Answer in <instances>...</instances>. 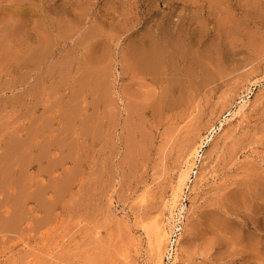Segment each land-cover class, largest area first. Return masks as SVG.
Wrapping results in <instances>:
<instances>
[{"label":"rangeland","instance_id":"rangeland-1","mask_svg":"<svg viewBox=\"0 0 264 264\" xmlns=\"http://www.w3.org/2000/svg\"><path fill=\"white\" fill-rule=\"evenodd\" d=\"M206 1L0 0V264H152L187 160L176 264H264V0ZM170 8L203 43L161 46L164 96L128 43Z\"/></svg>","mask_w":264,"mask_h":264},{"label":"bare ground","instance_id":"bare-ground-1","mask_svg":"<svg viewBox=\"0 0 264 264\" xmlns=\"http://www.w3.org/2000/svg\"><path fill=\"white\" fill-rule=\"evenodd\" d=\"M143 1V0H142ZM192 0H170V4H172V7H175V9H177V5H179V2H182V4L184 5V6H186L187 8L189 7V8H198L199 6L196 4V0L194 1H192ZM206 1V0H205ZM224 1V0H223ZM239 1V0H238ZM109 2V1H108ZM137 2V1H136ZM167 2V1H166ZM198 2H200V1H198ZM203 2V1H202ZM207 2V1H206ZM226 2V1H225ZM228 2H229V4H230V7L233 9V10H237V8H238V4H237V2H236V0H228ZM138 3V2H137ZM205 3V2H204ZM145 4V3H144ZM182 4H181V6H182ZM226 4V3H225ZM135 5H137V4H135ZM134 5V6H135ZM196 5V6H195ZM142 6H143V4H142ZM167 6H168V4H167ZM183 6V7H184ZM113 7V6H112ZM140 5H137L136 6V10H137V16L139 17L138 19L140 20V18L142 17L141 15H142V12H141V10H140ZM246 7V6H245ZM54 8V7H53ZM120 8V7H119ZM135 8V7H134ZM240 8V7H239ZM36 9H37V7H36ZM94 9V8H93ZM130 9V8H129ZM171 9V8H170ZM203 9V8H202ZM202 9H201V11H202ZM78 10V13H79V9H77ZM116 10V9H115ZM169 10V9H168ZM239 10V9H238ZM144 11H145V9H144ZM151 11H153V10H151ZM198 11V10H197ZM200 11V10H199ZM200 11V13H201V15H199V16H204V12L202 13ZM115 12V11H114ZM189 12V11H188ZM219 12V11H218ZM230 12H231V10H230ZM238 12V11H237ZM30 13V12H29ZM38 13V12H37ZM197 13V12H196ZM81 14V13H80ZM97 14V13H96ZM109 14V13H108ZM194 14V13H193ZM228 14H229V12H228ZM244 14V13H243ZM110 15H111V13H110ZM114 15V14H113ZM119 15V14H118ZM177 15V17H178V19L177 20H174V17ZM198 15V14H197ZM226 15H227V13H226ZM231 15V14H230ZM233 16H234V14H232ZM240 16V15H239ZM242 16V15H241ZM116 17V16H115ZM218 17V16H217ZM236 17V16H235ZM201 18V17H200ZM200 18H198V16H196V15H188V14H176L175 13V10L174 9H171L170 11H167V12H164V13H162V14H159V13H156L155 12V14H154V16H152L151 17V19H149L148 21H147V28H144V30L145 29H148L147 31H145L144 33H140L139 34V37H140V35L142 34V36H141V38L139 39V40H137V41H130L128 44L129 45H131V43H137L138 44V46H140L141 48H146V47H148V45L150 46V50L149 51H142V52H140L139 53V55H140V60H138L139 62H137V64H133L132 66H133V68H135V67H137V68H135V69H138L139 68V70L141 69V71L140 72H145V74H149V76L150 75H152V80H153V82L157 85V87L161 90V94L162 95H164V96H166V95H168L171 91H172V89H171V87H170V85L167 83V79H163V78H159V74H160V72H159V74L157 73V67L155 68V67H153V66H151V63H154V65H156V66H158V64L160 65V63L162 62L160 59H159V52H160V48H161V46L162 45H165V46H168L169 47V45H171V46H173V45H175V44H177L178 43V41H181V42H183L185 45H190V48H191V46H193V45H199V44H201V43H203V37H202V33H203V26L204 25H202V22H201V20H200ZM206 19V21L207 20H209V22L210 21H212V22H214V24H216L215 22H217L216 21V17H214L213 18V16H212V13H208V15L205 17ZM220 18V17H219ZM229 18V17H228ZM231 18H232V16H231ZM244 18V17H243ZM119 19H121V17L119 18ZM234 19V18H233ZM141 20H142V18H141ZM204 21V20H203ZM234 21H235V19H234ZM240 21H241V19H240ZM245 21V20H244ZM231 22V21H230ZM233 22V21H232ZM237 22V21H236ZM247 22V21H246ZM97 23V22H96ZM130 23H131V25H132V28H135V27H137V23H135V22H133V20H131L130 21ZM140 23V22H139ZM240 23V22H239ZM98 24V23H97ZM205 24V23H204ZM94 25V24H93ZM130 25V24H129ZM136 25V26H135ZM237 25V24H236ZM241 25V24H240ZM80 26V25H79ZM95 26H97V25H95ZM95 26H94V30H96V28H95ZM111 26H112V24H111ZM115 26V25H114ZM140 27V26H139ZM93 28V27H92ZM113 28V27H112ZM123 28V27H122ZM89 29H91V28H89ZM98 29V28H97ZM121 29V28H120ZM141 29V28H140ZM214 29V28H213ZM241 29V28H240ZM79 30H80V28H79ZM93 30V29H92ZM103 30H105V29H103ZM133 30V29H132ZM235 30V29H234ZM90 31V30H89ZM106 31H108L107 29H106ZM106 31H105V34H106ZM214 31H216V29L214 30ZM225 31H226V29H225ZM241 31V30H240ZM93 32H95V34H96V32L98 33L99 31H93ZM123 32V31H122ZM121 32V33H122ZM134 32H136V30H134ZM138 32L139 31H137V34H138ZM233 32V31H232ZM111 33V36L113 37V39H114V35H116L114 32V34L112 33V32H110ZM110 33H107L108 34V36H109V34ZM133 33V32H132ZM235 33V32H234ZM97 35V34H96ZM133 36V35H132ZM226 36V35H225ZM87 37V36H86ZM99 37H100V34H99ZM138 37V38H139ZM102 38V37H101ZM120 38V37H119ZM205 38V37H204ZM82 39H83V37H82ZM135 39V38H134ZM100 40V39H99ZM123 41H125V40H123ZM230 41V40H229ZM88 42V41H87ZM95 42H96V40H95ZM97 42H99V41H97ZM114 42V41H113ZM118 42H119V40H118ZM121 42V41H120ZM82 43V42H81ZM118 44V43H117ZM123 44V43H122ZM120 45H121V43H120ZM164 46V47H165ZM99 47V46H98ZM163 47V46H162ZM195 47V46H194ZM153 48V49H152ZM173 48V47H172ZM179 48V47H178ZM152 50H154V51H152ZM173 51V50H172ZM187 51H188V49H187ZM172 52H170V54H171ZM41 53H39V55H40ZM189 54V53H188ZM172 55V54H171ZM175 55V54H174ZM173 55V56H174ZM125 56V55H124ZM170 56V55H169ZM121 58H122V56H121ZM175 58V57H174ZM195 58V57H194ZM128 59H131V58H128ZM173 59V58H172ZM127 60V59H126ZM88 62V61H87ZM196 62V61H195ZM130 63H133V61H131ZM98 64V63H97ZM127 64H128V66H130L129 65V63H128V60H127ZM88 65H89V63H88ZM95 65V64H94ZM94 65H93V67H94ZM124 65V64H123ZM135 65V66H134ZM177 65V64H176ZM171 66V65H170ZM169 66V67H170ZM126 67H127V65L125 66V70H126ZM168 67V66H167ZM124 68V67H123ZM177 68V67H176ZM90 69V68H89ZM96 69V68H95ZM129 68L127 67V70H128ZM134 69V70H135ZM143 69V70H142ZM133 70V71H134ZM138 70V71H139ZM161 70V69H160ZM169 70V69H168ZM177 70H178V68H177ZM78 71V70H77ZM132 71V72H133ZM154 71H156V73L154 72ZM89 72H90V70H89ZM92 72V71H91ZM124 72H126V74L129 72H127V71H124ZM131 72V71H130ZM135 72V71H134ZM162 72V71H161ZM178 72V71H177ZM176 72V73H177ZM114 74V73H113ZM131 74H133V73H131ZM166 75H167V73H165ZM168 74H170V73H168ZM138 75V72H137V74H135L134 73V76L133 77H135L136 78V76ZM100 76V75H99ZM115 76H116V74H115ZM142 76H143V74H142ZM141 76V77H142ZM147 76V75H146ZM162 76V75H161ZM164 76V75H163ZM183 76V75H182ZM170 78H171V76H169ZM102 78V77H101ZM100 78V79H101ZM137 78H138V76H137ZM133 79V78H132ZM109 80V79H108ZM170 79H168V81H169ZM172 80V79H171ZM107 81V80H106ZM176 81V80H175ZM86 82V81H85ZM87 83V82H86ZM100 83V82H99ZM84 84V83H83ZM100 85V84H99ZM103 85V84H102ZM106 88V87H105ZM103 89H104V87H103ZM110 96V95H109ZM166 99V98H165ZM167 100V99H166ZM111 104V103H110ZM142 108V107H141ZM144 110V109H143ZM136 111V110H135ZM138 111V110H137ZM142 119V118H141ZM223 125V124H222ZM221 128H223V127H221ZM223 130V129H222ZM32 135V134H31ZM206 138V137H205ZM205 140V139H204ZM213 141V140H212ZM24 142V141H23ZM26 143H28V141H25V144ZM25 144H23V145H25ZM19 147H16V148H20V146H21V144L20 145H18ZM29 146V145H28ZM27 146V147H28ZM201 146V145H200ZM16 148H14V149H16ZM199 147H197V149L195 148L194 149V152H193V155L195 156V155H197L198 154V156H199V149H198ZM13 149V150H14ZM21 149V148H20ZM20 149H18V151H20ZM13 150H11L10 152L12 153L13 152ZM17 150V149H16ZM15 150V151H16ZM17 152V151H16ZM15 153V152H14ZM13 153V154H14ZM8 154V153H7ZM23 155V154H22ZM7 156V155H6ZM9 156V155H8ZM14 156H15V154H14ZM193 156V157H194ZM11 157V156H10ZM195 157H197V156H195ZM192 158V157H191ZM193 163V162H192ZM192 163L190 162V160H187V162H186V165H185V167L181 170V172H180V176H179V180H178V182H177V184H176V186L174 187V191H173V194H172V199L167 203V208L171 211L175 206H176V203L178 202V200L179 199H177L178 198V196H179V194H180V192L181 191H183V187H184V185H186V181L190 178V174H191V169H189V168H191V167H193L192 166ZM191 166V167H190ZM5 168V167H4ZM5 170H7V168L5 169ZM4 170V171H5ZM6 173V172H5ZM181 195V194H180ZM17 200V199H16ZM17 202V201H16ZM20 202V201H19ZM18 204V203H17ZM16 205V204H15ZM167 220L170 222V220H169V216H167L166 217V219H165V227H164V224L160 221H158V222H156L155 223V225H153L154 226V228H153V240H152V248H153V252H154V257H153V259H152V264H160V261H162V254L164 253L163 252V250H164V248H165V244H166V239H167V234H168V232H167V230H166V224H167ZM169 222H168V224H169ZM2 223H4V222H2ZM4 227V226H3ZM180 248V247H179ZM177 259V258H176ZM174 264H176V261L174 262Z\"/></svg>","mask_w":264,"mask_h":264},{"label":"built area","instance_id":"built-area-1","mask_svg":"<svg viewBox=\"0 0 264 264\" xmlns=\"http://www.w3.org/2000/svg\"><path fill=\"white\" fill-rule=\"evenodd\" d=\"M197 168L198 166L196 164L193 167L190 179L185 185L176 206L168 212L170 222L167 220L166 230L168 234L161 264H174L176 258L178 257L180 242L185 231L188 213L191 206L192 185L198 173L195 171Z\"/></svg>","mask_w":264,"mask_h":264}]
</instances>
